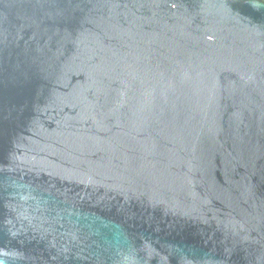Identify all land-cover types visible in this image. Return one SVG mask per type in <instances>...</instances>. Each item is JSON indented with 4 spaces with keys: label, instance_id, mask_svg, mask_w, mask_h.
Instances as JSON below:
<instances>
[{
    "label": "water",
    "instance_id": "1",
    "mask_svg": "<svg viewBox=\"0 0 264 264\" xmlns=\"http://www.w3.org/2000/svg\"><path fill=\"white\" fill-rule=\"evenodd\" d=\"M0 264H264V0H0Z\"/></svg>",
    "mask_w": 264,
    "mask_h": 264
}]
</instances>
